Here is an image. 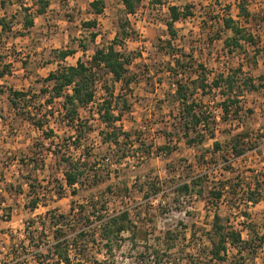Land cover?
I'll use <instances>...</instances> for the list:
<instances>
[{
  "label": "rangeland",
  "instance_id": "1",
  "mask_svg": "<svg viewBox=\"0 0 264 264\" xmlns=\"http://www.w3.org/2000/svg\"><path fill=\"white\" fill-rule=\"evenodd\" d=\"M93 1L50 0L47 12L35 16L34 26L27 28L23 3L31 6L33 1L0 0V19L5 17L13 27L0 44V70L9 66L7 74L0 78V216L7 209L12 212L9 220L0 218V264H16L18 260L24 264L52 263L51 256L37 260L39 249L46 252L55 242L57 226L49 215L68 213L73 204L79 207L93 194L105 197L108 214L129 210L134 220L136 243L130 239L131 232L124 233L115 251L116 264H157L152 256L154 248L172 252V258L166 257L162 264H189L190 254L197 259L207 250L210 243L205 234L212 227L216 211L230 215L234 228L241 230L244 238L261 231L264 197L254 205L233 207L230 194L216 201L210 190L213 180L232 178L234 173L227 168L228 164L246 176L253 169L264 172V87L246 92L239 103V115L229 119H224L222 109L217 107L222 97L219 91L205 97L199 94L216 109V136L207 138L200 146H192L186 143L178 130L179 120L174 118L181 104L173 98L176 77L169 64L174 66L181 58L188 68L194 59L195 67L203 63L212 80L242 63L258 82L264 80V27L260 20L264 0H245L252 12L247 21L239 13L243 0H143L134 14L127 13L120 0H103L105 8L98 15L94 13ZM186 4L195 6L194 14L176 23L177 36L171 39L167 27L169 7ZM228 13L246 26L256 44L243 41L242 49L233 53L226 49L225 38L232 35L223 25V17ZM92 20H97V25L87 23ZM126 20L130 22V35L119 49L132 57L129 72L118 82L107 70L96 72L93 99L80 109L85 137L79 147L71 145L68 149L63 145L60 149L65 139L73 142L76 130L64 118L63 99L56 98L48 105L52 83L46 78L62 65H76L79 60L90 63L97 48L114 42ZM1 28L0 25V31ZM168 39L173 41L175 57L169 52ZM70 49L75 53L66 58L60 56V51ZM132 77L133 81L127 83ZM179 77L188 79L182 73ZM11 88L27 92L29 106L21 102L25 114H48L43 129L14 109L8 97ZM110 92L117 100L114 113L123 112L117 125L131 133L126 139L119 132L118 143L104 141L101 133L108 128L98 110ZM49 130L54 133L46 137ZM242 130L250 131L252 139L258 138L255 149L238 159L230 154L224 158L223 152L214 153L215 140L225 143L233 133ZM165 145L172 148L170 153L162 149ZM54 150L94 164V175L77 185L76 193L66 186L67 164ZM205 173L209 178L204 180L203 194L195 191L180 197V203L175 201L179 184ZM154 183L157 187L153 189ZM33 200L39 202L36 209L29 208ZM30 221L34 241L27 235ZM168 231L177 236L173 241H169ZM98 243L91 244L88 251L100 260L106 259ZM235 252L231 248L230 258ZM71 254L76 264H89L74 249ZM256 255V262L264 264V247Z\"/></svg>",
  "mask_w": 264,
  "mask_h": 264
},
{
  "label": "trees",
  "instance_id": "2",
  "mask_svg": "<svg viewBox=\"0 0 264 264\" xmlns=\"http://www.w3.org/2000/svg\"><path fill=\"white\" fill-rule=\"evenodd\" d=\"M31 6H26L23 3V9L26 11L25 27L29 28L35 24V16L42 15L47 12L50 6V0H32ZM127 13H136L143 0H120ZM161 2V0H156ZM92 7L95 14H101L104 11L105 4L103 0H94ZM195 6L192 4H186L184 7L178 5H171L170 18L167 21L168 33L171 35V39L177 36L176 23L182 19H186L194 14ZM229 10V8H228ZM34 11V12H33ZM240 16L245 21L249 20L252 16V12L245 4V0L240 3ZM261 24L264 27V13L260 17ZM90 26L97 25V20L87 22ZM1 31H0V44L4 39V35L10 31L13 27L6 22V18L0 19ZM130 22L126 20L121 24L120 34L122 38L118 37L107 46L97 48L92 55V60L87 63L83 60H79L76 65L60 66L56 71H53L46 78L47 81H51L52 91L50 101L48 105L53 104L56 98H61L62 107L64 108V118L70 123V126L76 130V137L73 142L68 143L65 139V143L60 144L70 149L71 145L79 147L81 145V138L85 137V132L81 127L84 125L81 118L80 109L87 106L93 99L94 92L92 86L97 78L96 72L106 71L113 75L115 81H122L129 72V65L132 62V57L125 50H120L119 45L123 46L124 39L129 37ZM223 25L225 29L232 32L231 36L225 38V46L228 51L233 53L237 49L243 48V41L249 44H256L254 36L247 31L245 25L240 20L234 18L232 14H227L223 17ZM95 37L96 34H93ZM168 39L167 45L170 47V54L175 57L173 52V41ZM1 46V45H0ZM75 53L74 49L60 51V56L66 58L69 55ZM182 55H184L182 53ZM194 59L190 60L191 65L183 64L181 58H177L176 65L170 66L172 75H175L176 89L173 98L175 101H179L181 106L179 112L174 116L175 120H179V132L183 133V137L186 139V143L189 145L200 146L207 138H215L216 128L214 126L216 120L215 111L210 105L205 103L204 99L199 98L207 96L209 93L217 90L222 95L221 100L218 102L217 107L222 109V116L224 119H229L232 115H239V103L243 100L246 92L260 91L264 87V80L258 82L255 77L249 75L240 63L237 67L229 69L227 72H221L217 74L212 80L209 78L210 71L205 67L203 63H199L195 67ZM184 68L183 70H181ZM9 71V66L5 65L0 70V78H3ZM180 73L187 75L188 79L180 78ZM193 73H196L194 76ZM134 77L128 78L127 83L133 81ZM47 91V90H46ZM11 105L18 112L23 114L24 118H30L35 120L33 123L37 125L39 129H43L46 125L45 120H49L48 114L35 113L31 111H22L21 102L24 105L29 106V100L27 98V92L16 90L11 88L8 94ZM117 104L116 97L113 92H110L99 107V118L106 123L107 131H102L103 140L106 142L118 143L120 133H123L126 139L130 138L131 133L123 131L122 127L117 125V122L122 120L123 112L118 114L114 113L115 105ZM237 106L236 109L234 107ZM24 107V106H23ZM49 107V106H48ZM252 111V109L250 110ZM40 112V111H37ZM235 113V114H233ZM34 115V116H33ZM28 118V119H29ZM120 132V133H119ZM54 131L49 130L46 132V137L53 135ZM173 132H170V134ZM181 133V134H182ZM250 131H239L233 133L231 138L223 143L219 140L214 142V153L223 152L224 158L227 154H230L233 159H238L244 156L249 150L255 149L258 146L257 137L251 138ZM166 149L168 153L171 151L169 145L162 146V149ZM58 154V150H54ZM61 152V150H59ZM67 164L65 172V184L69 188H73V192L76 193L77 185H82L84 181L93 176L94 164L89 161H83V157L74 159L62 152L58 154ZM228 159V158H227ZM234 175L228 180H213L214 185L210 190V194L216 201L223 198L224 195H231L233 207H241V205H254L257 204L264 197V172H257L251 170L250 176H246L243 172H236L235 166L226 165ZM4 173V172H3ZM209 178V174L205 173L199 175L189 181H185L179 184L176 189L175 201L180 203L183 195H193L195 191L203 194L204 180ZM64 184V186H65ZM157 187V184H152V188ZM196 187H199L196 190ZM154 189V188H153ZM230 196V197H231ZM39 205L38 200H33L29 205L30 209H36ZM219 205L216 204V207ZM6 212V213H5ZM1 213V220H9L12 216L11 210H6ZM52 213V212H51ZM244 213L248 215V212L244 210ZM48 214H50L48 212ZM95 217V218H94ZM50 219L54 220L56 229L54 231L55 242L50 245V248L45 250L39 249L37 257L38 261L49 256L52 257L53 262L49 264H76L71 254L72 249L75 250L76 255L80 254L83 258L88 260L89 264H116V249L120 247V243L124 239V233L131 232L130 239L136 243V236L134 231V220L131 217L129 210H122L115 214L107 213V200L103 196L92 195L87 203L80 205L79 207L73 206L68 213H54L49 215ZM97 221V222H94ZM33 222V221H32ZM31 221L27 224V235L30 236V241H34L36 236L33 230H29L31 227ZM44 227H46L44 225ZM75 228V229H73ZM75 230V231H74ZM252 233L250 238H244L243 232L234 228L231 222V216H223L218 211L215 213L212 227L206 232V236L209 240V246L207 250L203 251L200 257L195 259L193 255L188 256V263L192 261L193 264H258L256 262V254L259 249L264 247V224L260 231ZM169 241H173L177 236L172 235L168 231ZM99 242V243H98ZM101 245L98 249L104 251L107 255L106 259L100 260L97 256H94L88 251V247L92 244ZM173 244V243H172ZM170 247V246H169ZM235 249L233 258H230V251ZM171 249V247L169 248ZM170 251V250H169ZM160 250L154 248L153 259L155 263L162 264L165 258H172V252ZM96 255V254H95ZM202 257V258H201ZM236 259V260H235ZM250 259V260H248ZM42 263V262H40ZM16 264H24L21 260H18ZM28 264V263H25ZM78 264V263H77Z\"/></svg>",
  "mask_w": 264,
  "mask_h": 264
}]
</instances>
